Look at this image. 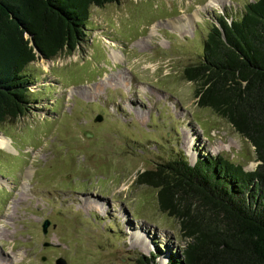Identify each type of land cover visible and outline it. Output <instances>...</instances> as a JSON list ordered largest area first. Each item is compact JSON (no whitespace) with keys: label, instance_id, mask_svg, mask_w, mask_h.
Wrapping results in <instances>:
<instances>
[{"label":"rangeland","instance_id":"rangeland-1","mask_svg":"<svg viewBox=\"0 0 264 264\" xmlns=\"http://www.w3.org/2000/svg\"><path fill=\"white\" fill-rule=\"evenodd\" d=\"M254 1L92 7L73 54L28 66V113L0 125V139L9 142V150L0 148L4 264H136L141 255L166 264L182 256L179 222L136 177L180 156L190 165L220 156L255 170L254 148L200 108L195 86L183 78L184 68L201 60L215 17L238 18ZM85 198L102 210L86 208ZM134 232L146 237L149 253L134 248Z\"/></svg>","mask_w":264,"mask_h":264},{"label":"trees","instance_id":"trees-1","mask_svg":"<svg viewBox=\"0 0 264 264\" xmlns=\"http://www.w3.org/2000/svg\"><path fill=\"white\" fill-rule=\"evenodd\" d=\"M121 0H0V125L28 113L38 58L73 54L84 41L90 9ZM201 60L183 70L197 105L225 119L254 148L245 171L223 157H185L137 174L157 191L159 210L179 222L182 256L166 264H264V0L238 18L215 17ZM37 51L39 54H37ZM136 264H158L141 255Z\"/></svg>","mask_w":264,"mask_h":264},{"label":"bare ground","instance_id":"bare-ground-1","mask_svg":"<svg viewBox=\"0 0 264 264\" xmlns=\"http://www.w3.org/2000/svg\"><path fill=\"white\" fill-rule=\"evenodd\" d=\"M0 148L9 150V142L7 140H5L4 138H1L0 139ZM83 202H84L83 204L88 209H95L96 210L99 207L102 210V204H97V200H95V199L85 198L83 200ZM134 237H135V241L133 243L134 248H137L142 253H145V254L149 253L150 248L147 244L148 241H147L146 237L142 236L140 232H134ZM161 263H164V260H162ZM0 264H4V260L1 257H0Z\"/></svg>","mask_w":264,"mask_h":264},{"label":"water","instance_id":"water-1","mask_svg":"<svg viewBox=\"0 0 264 264\" xmlns=\"http://www.w3.org/2000/svg\"><path fill=\"white\" fill-rule=\"evenodd\" d=\"M37 54H39L38 51H37ZM96 122H101V117H99V119H97ZM49 225H50V221H48V220L43 221V223H42V233L43 234H46L47 233V230H48ZM45 245H48V244H45ZM55 264H66V262L64 261V259L58 258L55 261Z\"/></svg>","mask_w":264,"mask_h":264}]
</instances>
